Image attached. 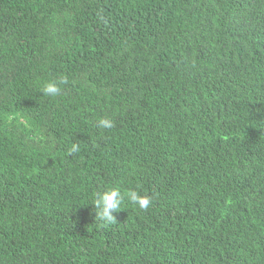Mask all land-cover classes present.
<instances>
[{"label": "trees", "instance_id": "obj_1", "mask_svg": "<svg viewBox=\"0 0 264 264\" xmlns=\"http://www.w3.org/2000/svg\"><path fill=\"white\" fill-rule=\"evenodd\" d=\"M0 264H264V0H0Z\"/></svg>", "mask_w": 264, "mask_h": 264}, {"label": "clouds", "instance_id": "obj_2", "mask_svg": "<svg viewBox=\"0 0 264 264\" xmlns=\"http://www.w3.org/2000/svg\"><path fill=\"white\" fill-rule=\"evenodd\" d=\"M62 83H64V81H49L45 83L42 88L43 94L50 97L60 95V85ZM99 125L101 128L105 129L113 126L110 120L103 118L99 120ZM77 150L78 146H73L70 151L76 152ZM125 196L132 205L143 211H147L152 204V197L147 194L142 195L139 191L128 190L122 195L120 189L114 187L107 191L95 194L92 205H94L96 218L109 223L115 222L116 217L113 213L120 212Z\"/></svg>", "mask_w": 264, "mask_h": 264}]
</instances>
